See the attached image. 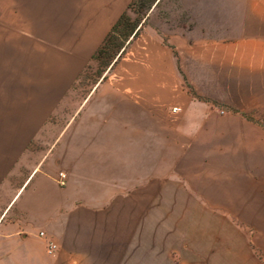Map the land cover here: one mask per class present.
<instances>
[{"label":"crops","instance_id":"crops-1","mask_svg":"<svg viewBox=\"0 0 264 264\" xmlns=\"http://www.w3.org/2000/svg\"><path fill=\"white\" fill-rule=\"evenodd\" d=\"M28 1L0 0V264H217L219 213L224 264H264V126L246 119L264 102V0H195L187 27L145 36L141 74L127 71L117 95L139 125L166 129L149 178L129 186L66 174L125 158L112 114L34 149L120 19L118 0H63L50 16Z\"/></svg>","mask_w":264,"mask_h":264},{"label":"rangeland","instance_id":"rangeland-1","mask_svg":"<svg viewBox=\"0 0 264 264\" xmlns=\"http://www.w3.org/2000/svg\"><path fill=\"white\" fill-rule=\"evenodd\" d=\"M6 6H10L13 0H2ZM17 2L25 0H14ZM30 1V0H29ZM28 1V2H29ZM46 3L45 16L55 13L63 0H31V8L34 9L41 3ZM136 0H127L123 5L122 0H118L117 7L122 8V14L125 15L124 25L108 34L105 41L96 51L86 70L82 73L75 92L70 94L66 106L54 115L47 133L40 138L34 145L38 156L43 152L46 153L57 141L56 137L61 131L65 132L63 141L70 143L69 133L72 131L87 132L90 127L89 123L99 121L101 129L104 120L113 116V126L111 132L120 135L124 144L126 156L123 159L117 157L110 158L111 166L109 172L101 169L96 173H66L71 174L76 179L88 180L97 179L99 181H114L123 186H129L136 183L146 182L149 178L151 167L152 153L159 148V138L161 133L164 134L165 125H139V109L131 106L133 102L131 97L122 100L117 91L127 83L129 72L142 71V63L147 47L144 43L145 36L155 32L156 29L172 31L174 27H187L189 17L196 10L197 3L195 0H159L155 2L147 14L139 11L135 4ZM117 24V23H116ZM115 27V26H114ZM131 27H136V36H129L127 41L124 34ZM166 32V36L172 33ZM110 36V41L106 40ZM39 49L53 48L58 46L56 43H46L41 41L36 43ZM122 45L123 47H119ZM102 50V51H101ZM11 53V50H9ZM110 59V60H109ZM34 62L37 57L33 58ZM183 73V71L181 72ZM97 88V89H95ZM264 98L263 96H260ZM127 102V103H125ZM127 105L128 107H125ZM218 112L224 111L225 115L230 112H236L233 107L225 105H216ZM258 113V114H257ZM126 114V119H120L115 115ZM246 119L255 124L264 126V102L256 107V112H250ZM115 116V117H114ZM123 163L124 166H117V163ZM114 163V165H112ZM66 175V176H68ZM4 206V200H0V214ZM219 244L217 245V264H224V238L230 234L226 228V213H219ZM240 228V223H237Z\"/></svg>","mask_w":264,"mask_h":264},{"label":"trees","instance_id":"trees-1","mask_svg":"<svg viewBox=\"0 0 264 264\" xmlns=\"http://www.w3.org/2000/svg\"><path fill=\"white\" fill-rule=\"evenodd\" d=\"M158 0H136L135 4L139 7V11L142 13L145 12V14L148 13V11L151 9L152 5L157 2ZM160 2V0H159ZM126 18L125 15H121L120 19L118 20L117 24L114 27V31H116L118 28L127 25V22H125ZM128 26V25H127ZM138 32H136V27H131L127 33L124 34V40L127 41L129 36L133 35L136 36ZM110 41V36L107 38L106 42L108 43ZM120 48L123 47L122 45L119 46ZM102 51V50H101ZM110 60V59H109Z\"/></svg>","mask_w":264,"mask_h":264},{"label":"built area","instance_id":"built-area-1","mask_svg":"<svg viewBox=\"0 0 264 264\" xmlns=\"http://www.w3.org/2000/svg\"><path fill=\"white\" fill-rule=\"evenodd\" d=\"M173 112H178V113H180L181 112V109H179L178 107H176V108H174L173 110H172ZM220 113L221 114H224V111H220ZM59 180H60V182H61V186H63L64 184H66V180H67V176H66V174H64V173H60L59 174ZM40 235H41V237H44V233H40ZM57 245L55 244V243H52V242H50L49 244H48V246H47V251H48V254H50V255H54L55 253H56V251H57Z\"/></svg>","mask_w":264,"mask_h":264}]
</instances>
